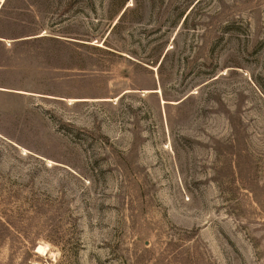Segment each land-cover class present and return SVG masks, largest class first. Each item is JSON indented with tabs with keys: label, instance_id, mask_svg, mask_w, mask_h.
<instances>
[{
	"label": "rangeland",
	"instance_id": "obj_1",
	"mask_svg": "<svg viewBox=\"0 0 264 264\" xmlns=\"http://www.w3.org/2000/svg\"><path fill=\"white\" fill-rule=\"evenodd\" d=\"M0 264H264V0H0Z\"/></svg>",
	"mask_w": 264,
	"mask_h": 264
},
{
	"label": "bare ground",
	"instance_id": "obj_2",
	"mask_svg": "<svg viewBox=\"0 0 264 264\" xmlns=\"http://www.w3.org/2000/svg\"><path fill=\"white\" fill-rule=\"evenodd\" d=\"M38 248V247H37ZM39 248H42V247H39Z\"/></svg>",
	"mask_w": 264,
	"mask_h": 264
}]
</instances>
